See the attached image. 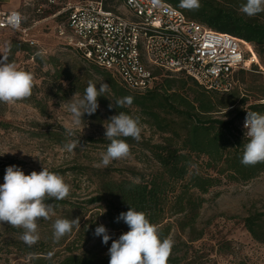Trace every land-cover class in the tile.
I'll list each match as a JSON object with an SVG mask.
<instances>
[{
  "label": "trees",
  "instance_id": "16d2710c",
  "mask_svg": "<svg viewBox=\"0 0 264 264\" xmlns=\"http://www.w3.org/2000/svg\"><path fill=\"white\" fill-rule=\"evenodd\" d=\"M164 1L207 28L250 43L257 57H264V13L253 17L245 15L241 6L246 0H200V7L196 10L180 7V0ZM120 4L121 0H102L103 8L107 10L116 11ZM66 17V13H60L53 19L59 25L66 22ZM10 45L11 56L25 53L34 61L41 84H50L54 90L53 97L59 101H65L75 94L83 97L89 81L97 88L101 83L109 85L104 93L106 97H98L97 111L92 115L85 114L83 121L100 123L103 118L108 121L111 116L124 112L148 127L150 136L140 142L131 137L123 138L130 146H139L144 152V159L156 166L147 175L133 172L130 179H113L99 169L89 171V176L93 175L96 180L95 188L84 205H93L100 212L104 226L111 234L129 230L123 221L117 222L116 218L131 207L146 214L162 239H170L175 231L178 239L186 235L192 243L203 235V231L197 228V221L206 201L204 195L211 188L219 186L222 180L247 182L264 172V163L254 166L241 163L244 147L249 142L241 123L247 112L264 114V102H257L264 100V89L260 90L262 97L250 104L247 95L238 93L242 76L249 71L235 72L237 86L228 93L207 91L182 73L166 74L163 79L160 76L152 88L139 92L125 87L111 72L62 41L61 50L56 55H43L42 58L36 55L40 50L34 49L25 40L12 41ZM251 71L260 73L264 72V68L253 66ZM126 97L132 98L131 104L118 103ZM110 104L112 108H109ZM32 105L45 116L40 99L35 97ZM64 131L63 127H59L46 134L57 144L63 145L66 141ZM154 135L159 136L158 142L152 141ZM103 143L110 142L103 139ZM195 168H201L204 172ZM68 170L86 173V168L78 165ZM65 172L57 171V174ZM137 178L139 182L134 183ZM45 202L51 203L54 209L73 205L66 198L60 201L48 199ZM87 222L78 228L77 235L81 234ZM243 226L253 240L264 242V213L249 214L243 218ZM182 245H187V241L174 243L168 264H203L195 257L189 259V250ZM24 250L31 258L28 264H54L51 257H45L47 253L44 249L36 251L34 246L25 244ZM64 250L66 255L55 264H109L107 253L75 254L69 246Z\"/></svg>",
  "mask_w": 264,
  "mask_h": 264
},
{
  "label": "rangeland",
  "instance_id": "374dc122",
  "mask_svg": "<svg viewBox=\"0 0 264 264\" xmlns=\"http://www.w3.org/2000/svg\"><path fill=\"white\" fill-rule=\"evenodd\" d=\"M77 1L82 0H55L54 4L49 3L48 0L22 1L18 12L25 17L22 22L23 27L30 28L28 37L35 41L32 45L34 49L40 50L46 57L56 55L61 50V39L57 37V24L54 22L52 12H57L68 2ZM117 8L124 12L123 7ZM2 32L0 53L8 55L9 62L15 63L18 69L33 73L35 81L32 95L27 100L15 104L0 103V184L4 183L5 170L11 165L18 166L26 175L32 171L40 172L43 167L54 173L66 171L60 176L71 186L66 199L74 206H61L54 209V214H51L49 219H39L37 223L40 238L32 246L36 251L44 249L47 253L45 257H51L54 264L66 255L64 249L67 246L75 254L108 253L112 241L126 232L116 231L111 234L106 228L112 237L107 244L102 243V237L94 236L96 227L104 225V220L93 205H84V201L90 197L95 188L96 180L93 175L89 176V171L99 169L113 179H130L133 172L147 175L156 166L152 161L144 159L142 155L144 152L139 146H130L131 154L128 158L113 161L107 167L102 166L101 153L108 147V144L103 143L105 127L108 124L105 118L100 123L83 121L72 136H68L64 131L66 141L63 145L57 144L46 133L55 131L59 127L66 130L70 125L71 114L68 105L74 95L65 101L53 97V88L50 84H41V78L38 77L35 63L31 58L25 53L11 56L6 52V47L12 41L25 40V38L17 31ZM258 60L264 68V57ZM164 77L162 76L161 79ZM261 89H264V72L254 71L246 72L237 88L240 95L249 97L248 104L262 97ZM35 97L44 105L45 116L32 105ZM140 126L142 131L138 142L150 136L148 127L143 124ZM152 141L158 142L159 136L154 135ZM69 142L77 144L72 152L65 148V144ZM75 165L85 167L86 173L68 170ZM195 169L204 172L201 168ZM204 198L206 201L200 209L197 221V228L203 231L202 237L190 243L186 235H181L178 239L174 231L170 239L174 243L187 241V245L182 246L188 248V258L195 257L203 264H264V242L253 240L243 226V218L249 214L264 213V172L247 182L222 180L221 184L211 188ZM77 217L80 225L74 226V230L59 241H54L52 225L55 220H71ZM85 221H88L85 228L80 235H77L78 228ZM22 233V228L12 227L6 222L0 223V264L30 263L31 258L24 250L25 243L20 239Z\"/></svg>",
  "mask_w": 264,
  "mask_h": 264
},
{
  "label": "built area",
  "instance_id": "2783aa9c",
  "mask_svg": "<svg viewBox=\"0 0 264 264\" xmlns=\"http://www.w3.org/2000/svg\"><path fill=\"white\" fill-rule=\"evenodd\" d=\"M119 7L124 12L104 9L102 0L68 2L52 17L66 13L57 37L130 90L142 92L160 76L182 73L207 91L228 93L237 86L236 71L262 69L250 43L207 28L164 0H121ZM12 12L17 11H0V32L17 31L35 44L30 28L7 24Z\"/></svg>",
  "mask_w": 264,
  "mask_h": 264
},
{
  "label": "clouds",
  "instance_id": "9594fccd",
  "mask_svg": "<svg viewBox=\"0 0 264 264\" xmlns=\"http://www.w3.org/2000/svg\"><path fill=\"white\" fill-rule=\"evenodd\" d=\"M180 7L196 10L200 7V0H180ZM241 11L253 17L264 13V0H246ZM25 17L19 12H12L7 17V24L19 29ZM11 52V45L6 47ZM0 103L15 104L18 101L31 97L34 87V74L17 68L9 62L8 55L0 53ZM37 56L43 57L38 51ZM109 89L107 83H101L99 88L89 81L83 97L75 94L69 101L68 111L71 114V123L66 128L68 136L74 135L75 129L83 122L85 114L92 115L99 108L98 97L105 96ZM106 97V96H105ZM131 104L132 98L126 97L118 103ZM113 105L110 104L109 108ZM105 127V126H104ZM105 139L110 143L105 152L101 153L100 164L104 167L113 161L126 159L130 156V145L126 139L139 141L142 128L138 118L119 112L109 118L105 127ZM244 129L249 142L244 147L241 163L245 166H254L264 163V114L247 112ZM77 147L74 142L65 144L67 151L72 152ZM100 166V165H98ZM137 178L134 183H138ZM71 186L62 176L44 168L40 172L32 171L26 175L18 166L11 165L5 170L4 183L0 184V223L6 222L12 227L22 228L20 239L32 246L39 240L38 220H45L54 214V207L46 203L48 199L64 200L70 193ZM123 221L129 228L126 233L112 241L108 249L109 264H168L174 245L169 238H161L158 229L151 224L144 212L129 207L127 212H121L116 218ZM80 225L79 218L56 219L53 228V239L59 241ZM94 236L102 237V243L107 244L112 237L104 225H99Z\"/></svg>",
  "mask_w": 264,
  "mask_h": 264
},
{
  "label": "crops",
  "instance_id": "0c3cea01",
  "mask_svg": "<svg viewBox=\"0 0 264 264\" xmlns=\"http://www.w3.org/2000/svg\"><path fill=\"white\" fill-rule=\"evenodd\" d=\"M23 0H0V11H19ZM9 30V29H6ZM4 31V30H3ZM3 32H0V40Z\"/></svg>",
  "mask_w": 264,
  "mask_h": 264
}]
</instances>
